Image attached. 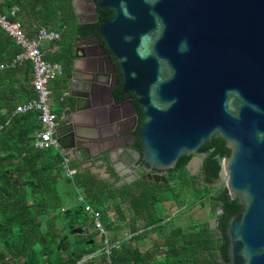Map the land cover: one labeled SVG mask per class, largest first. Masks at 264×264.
<instances>
[{"label": "water", "instance_id": "1", "mask_svg": "<svg viewBox=\"0 0 264 264\" xmlns=\"http://www.w3.org/2000/svg\"><path fill=\"white\" fill-rule=\"evenodd\" d=\"M93 5L114 13L99 25V42L116 66L117 102L130 107L128 115L120 109L118 126L132 127L119 135V164L111 162L109 150L92 157L104 114L80 93L83 81L74 78L79 71L74 69L68 90L80 95H74L69 112L81 116L83 125L81 131L74 128L71 115L59 123L62 153L82 163L110 164L122 177L117 186L140 178L167 185L164 172L176 169L180 158H193L214 138L222 139L230 155L220 178L241 206L227 224L229 264H264V0H93ZM89 130L98 135L80 134Z\"/></svg>", "mask_w": 264, "mask_h": 264}, {"label": "trees", "instance_id": "2", "mask_svg": "<svg viewBox=\"0 0 264 264\" xmlns=\"http://www.w3.org/2000/svg\"><path fill=\"white\" fill-rule=\"evenodd\" d=\"M14 7L19 13L12 17ZM0 13L11 21L23 22L29 17L61 33L59 47L64 50L46 55L47 60L60 63L64 69V74L54 80L61 82L60 103L71 78L69 62L65 61L72 57L76 39L98 32L104 17L84 28L74 0H5ZM107 17H113V13ZM24 28L34 37L40 27L36 32L32 27ZM21 52L15 40L0 29V264H78L83 257L100 251V238L93 230L91 216L77 200L78 194L102 213L108 231L113 230L115 222L129 220L132 234L127 240L112 239L119 246L111 249L109 260L102 251L83 264H229L227 224L241 206L228 195L226 187L210 188L219 181L222 161L230 155L225 141L214 138L199 150L206 155L199 175L192 176L186 169L191 157L180 158L179 172L168 174L167 185L140 178L117 186L89 170H80L71 180L65 175L59 151L34 147L35 134L41 130L37 113L13 115L18 105L35 97L32 63L12 65ZM53 111L58 117L64 113L62 107ZM176 180L179 183H172ZM192 189L198 194L193 201ZM168 190L180 213L197 204L208 207L216 227H211L209 219L197 221L190 230L176 226L174 220L161 224L169 216L157 215L156 206L163 203L162 192ZM112 212L115 218L109 215ZM151 231L157 239L147 246Z\"/></svg>", "mask_w": 264, "mask_h": 264}, {"label": "flooded vegetation", "instance_id": "3", "mask_svg": "<svg viewBox=\"0 0 264 264\" xmlns=\"http://www.w3.org/2000/svg\"><path fill=\"white\" fill-rule=\"evenodd\" d=\"M76 7V13L78 12L80 14L79 21L81 25H85L84 28L89 24L97 23L102 17L104 18L100 21L101 23L104 20H110L114 17V13L110 10H95L93 0H77ZM110 12L113 13V17H107ZM84 31L86 32V30ZM65 62H69L71 77L74 69L79 70L75 72L74 78L83 81V92H80L84 95L83 97L88 96L91 105L95 107V109H99L101 115L104 114V118L107 117L106 121H103V117H99V123H102L101 125L99 124V140H94L96 145H98L97 148L103 153L107 150L111 151V162L113 164H119L120 156L118 150L122 144L119 135L132 127V123L130 122L129 126L123 124L120 127L118 126V120L121 116L120 109L122 108L125 114L128 115L130 114V107L127 101L122 103L117 102V100L120 99V90L118 88L119 80L116 66L112 59L110 60L109 55L105 54L102 43L99 42V33L95 32L76 39L73 47V55L69 59L67 58ZM102 83H104V85H102ZM75 85L76 83H74V86ZM75 88L79 87L75 86ZM98 89L101 90L100 97L97 93ZM80 93L76 90L69 91V100L74 103V95L79 96ZM112 94H114L116 101H114ZM137 111L139 116H141L142 110L140 111V109L137 108ZM74 122L73 127L81 131L78 123L76 121ZM113 154L116 155V159L113 157ZM202 158L203 154L201 153L191 158L190 162L187 164V166L189 165L190 175L195 176L194 173L192 174L190 168L193 167L192 165L197 159L200 161ZM198 168L199 165L197 167V175L201 173ZM171 171L172 170L166 171L164 174L168 176ZM173 172L178 173L179 169L176 167ZM198 182H200V179L197 180V183ZM175 183H179V180H176Z\"/></svg>", "mask_w": 264, "mask_h": 264}, {"label": "built area", "instance_id": "4", "mask_svg": "<svg viewBox=\"0 0 264 264\" xmlns=\"http://www.w3.org/2000/svg\"><path fill=\"white\" fill-rule=\"evenodd\" d=\"M17 12V8L12 9V16H15ZM0 29L12 37L22 49V52L16 57L12 65H23L27 62H31L33 65V79L31 85L35 97L25 104L18 105L13 115L30 112L37 113L41 130L35 134L34 145L36 149H56L62 153L59 139L56 136V131L59 126V117L51 106L54 99L50 84L64 74V69L60 63L48 61L44 52L45 44H56L61 41V33L49 26H41L38 28L36 36L30 37L21 22L11 21L6 15L1 13ZM2 68L3 66H0V69ZM69 95V91H64L60 98V103H64ZM7 124H9V122ZM2 129L3 125H0V131ZM71 162V157L63 154L62 166L65 175L72 180L77 173V169L71 166ZM78 201L84 204L85 212L92 217L93 225L101 240L102 251L107 255V259L109 260L111 249L113 247H118L119 242L112 243L109 232L103 224L102 213L93 209L89 204H86L84 196L81 194H79Z\"/></svg>", "mask_w": 264, "mask_h": 264}, {"label": "crops", "instance_id": "5", "mask_svg": "<svg viewBox=\"0 0 264 264\" xmlns=\"http://www.w3.org/2000/svg\"><path fill=\"white\" fill-rule=\"evenodd\" d=\"M5 2V0H0V6L1 5H3V3ZM14 8H17L18 9V12L17 13H19V8L18 7H14ZM14 8H12V9H14ZM12 13V10H11V12H10V14ZM17 13H16V15H17ZM4 15V14H3ZM15 15V16H16ZM7 16V15H6ZM11 16H12V14H11ZM15 16H12V17H15ZM8 17V16H7ZM29 17H27V19H25L23 22L22 21H19V22H21L22 23V25L24 26V27H32L33 28V31H35L36 32V30H35V28H38V27H41V26H43V25H40L39 23H37L36 21H34L33 19H28ZM28 20V21H27ZM33 24V25H32ZM49 27H51V26H49ZM28 30V29H27ZM27 32V34H28V31H26ZM36 34H37V32H36ZM36 36V35H35ZM34 36V37H35ZM59 42H57L56 44H45V47H44V52H45V56L46 55H49V54H55V53H57V52H59V50H60V48H59ZM49 61V60H48ZM51 62V61H50ZM67 91H68V89H67ZM73 104V102L72 101H70L69 100V97H68V99L65 101V103H63V106H62V104H61V106H60V108L62 107V109L64 110V113L59 117V123H60V125H63V123L64 122H62V120L63 119H66L67 118V116H74L75 117V121L78 123V125H79V127L81 126V125H83L82 124V120H81V116H78V114L76 115V114H74L73 112H69V107L71 106ZM67 112V113H66ZM85 111H81L80 113H81V115L84 113ZM10 123V120H8L7 121V123ZM6 123V125H8ZM80 134L82 135H87V136H89V137H91V138H95L96 137V134L98 135V131H96V133L93 131V130H89V131H87V132H80ZM96 139V138H95ZM96 141V140H95ZM34 147H35V145H34ZM36 148V147H35ZM38 150V149H37ZM122 150V148H119V153H120V151ZM100 154H103V152H101V151H99V149L96 147V149L93 151V153H92V157H97V156H99ZM61 155L63 156V154L61 153ZM65 155H68V156H70L71 157V159H72V162H71V166L73 167V168H75V169H77V173L80 171V170H89L92 174H94L95 176H97L99 179H102V180H105V181H109L110 183H119L121 180H122V177H120V175L111 167V165L110 164H108L107 165V167H101V162L100 161H97V164H95V163H93L92 162V160L90 161V162H88V161H86V162H84V163H82V162H79L73 155H72V153H69V154H65ZM113 157L116 159V155L115 154H113ZM112 169V170H111ZM64 170V169H63ZM110 171H112V173L110 172ZM76 173V174H77ZM79 191H81L80 189H77V193H79ZM78 197H79V194H78ZM78 197H77V200H78ZM163 202H165V201H163ZM85 203L86 204H88L87 202H86V200H85ZM81 204H83V203H81ZM84 205V204H83ZM90 205V204H89ZM163 205H165L166 206V208H167V210H168V206L170 207V206H172V205H177L176 204V202L174 201V200H171V202H170V204H168V203H163ZM91 206V205H90ZM92 207V206H91ZM177 207L179 208V206L177 205ZM93 208V207H92ZM94 209V208H93ZM179 210H181L180 208L178 209V211L176 212H173V213H170V214H167L169 217H168V219L171 217V215L173 216V215H175V217H177L178 215H182L183 213H185V212H183V213H180V211ZM97 211V210H96ZM186 212H188V211H186ZM110 216H114V218H115V214H114V212H112V213H110L109 214ZM91 218V220H90V222L92 223V225H93V222H92V217H90ZM129 219V218H128ZM128 222V224L130 225V222H129V220L127 221ZM167 222H173V219L171 218V220H169V221H166L165 223H167ZM164 224V223H163ZM174 224L176 225V223L174 222ZM140 227H142L143 226V223L141 222L140 223V225H139ZM177 226H181V227H183L182 225H180V224H178ZM113 227L114 228H116V227H121V226H119V224L118 223H114V225H113ZM192 227L193 226H190V229H192ZM184 228V227H183ZM185 229V228H184ZM93 230H94V232H96L97 233V236H98V232H97V230L95 229V226L93 225ZM124 230H126L125 231V233H126V235L124 234L123 235V237L122 238H120V240H122V239H124V240H127V239H129L130 237H132V234L130 233V231H128L129 230V226H128V228H125ZM150 230V229H149ZM113 230H111L110 232H112ZM144 230H140L139 231V233H141V232H143ZM120 232V231H119ZM129 232V234H127ZM99 238V237H98ZM111 238V237H110ZM157 239V235L155 234V232H153V231H151L150 232V237L148 238V240L146 241V245L147 246H149V244L151 245L152 243H151V240H156ZM111 240H112V238H111ZM123 240V241H124ZM91 244V243H90ZM99 245L101 246V250L100 251H97L96 253H94V254H96V255H98L99 253H101L102 252V244H101V240L99 241Z\"/></svg>", "mask_w": 264, "mask_h": 264}, {"label": "rangeland", "instance_id": "6", "mask_svg": "<svg viewBox=\"0 0 264 264\" xmlns=\"http://www.w3.org/2000/svg\"><path fill=\"white\" fill-rule=\"evenodd\" d=\"M59 45V44H58ZM60 48V52H62L63 50H64V48L63 47H59ZM59 52V53H60ZM52 55H54V54H52ZM61 79V78H60ZM61 82H60V80H58V81H54V82H52L51 83V85H50V89H51V91H52V93H54V95H55V98H54V102L52 103V109L53 110H58L59 108H60V106H61V104L59 103V95H61ZM63 94V93H62ZM53 96V95H52ZM51 151H57L56 149H50ZM196 161H199L198 159L196 160ZM198 165L199 164H197L196 166H193L192 168H190L191 169V172H192V174L193 173H195V174H198V172H197V167H198ZM197 172V173H196ZM190 174V173H189ZM172 183H175V181H173ZM226 181L224 180V178L223 177H221L220 179H219V181L215 184V185H213V186H211L210 188L213 190H215V188H219V187H223V188H225L226 186ZM162 196H163V201H165V202H163L164 204L165 203H168V204H170V202H171V200H174L173 198H172V196H171V191L170 190H168V191H163L162 192ZM198 196V194H196L195 193V191L192 189L191 190V194H190V197H191V199H192V201L196 198ZM162 203V202H161ZM163 203L162 204H160V203H158L157 204V215H159V216H161L162 218H165V217H167V214H170V213H173V212H177L178 211V207H177V205H172V206H168V210H167V208H166V206L165 205H163ZM210 209L208 208V207H206V208H201L200 207V205L199 204H197V205H195L193 208H191L190 210H188V212H185V213H183L182 215H178L177 217H173L172 215H171V217H173L172 219L174 220V222L176 223V226L178 225V224H180V225H182L186 230H190V226H194L195 224H196V222L197 221H203V220H210V225L212 226V227H215V222H213L212 220H215V219H212V218H210L209 216H211V215H209V213H208V211H209ZM179 211H181V210H179ZM167 219L168 218H165V220L163 221V223H165V221H167ZM102 221H103V218H102ZM116 223H118L119 224V226H121V227H116V228H114L113 227V231L112 232H110V231H108L109 232V236L112 238V239H120V238H122L123 237V235L125 234L126 235V233H125V231L126 230H124L125 228H128V226H129V224H128V222H124V223H121V222H116ZM163 223H161V224H163ZM103 224H104V222H103ZM104 226H105V224H104ZM105 228H106V226H105ZM107 229V228H106ZM120 231V232H119ZM129 231V230H128ZM127 234H129V232L127 233Z\"/></svg>", "mask_w": 264, "mask_h": 264}, {"label": "bare ground", "instance_id": "7", "mask_svg": "<svg viewBox=\"0 0 264 264\" xmlns=\"http://www.w3.org/2000/svg\"><path fill=\"white\" fill-rule=\"evenodd\" d=\"M199 163V161H195L193 166H196Z\"/></svg>", "mask_w": 264, "mask_h": 264}]
</instances>
